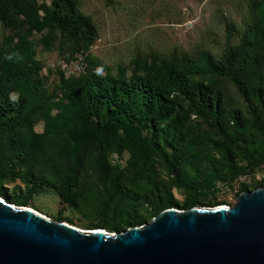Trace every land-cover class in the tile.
<instances>
[{
    "label": "rangeland",
    "instance_id": "obj_1",
    "mask_svg": "<svg viewBox=\"0 0 264 264\" xmlns=\"http://www.w3.org/2000/svg\"><path fill=\"white\" fill-rule=\"evenodd\" d=\"M76 3L79 12L96 28V38L89 48L74 45L51 23L47 0L37 3L14 0L6 15L8 21L0 19V74H6L21 61L29 48L32 51L29 59L38 64L47 95L54 102L58 101L55 97L61 95L60 79L64 68L68 71L64 72L66 77L77 74L81 67L78 63L83 64L86 57L97 63L100 71L116 76L147 73L161 62L180 66L185 57H199L202 53L219 61L229 44L236 47L242 43L249 24L263 12L261 0H76ZM228 24L235 26L231 35ZM191 77L222 94L227 110H240L248 122L247 141L241 143L244 150L240 151L236 147L239 137L235 124L229 131L230 146L231 142L222 139L208 120L194 115L182 98H174L177 112L185 120L192 137H198L194 139L195 144L204 145L207 162L199 171L203 177L188 165V177L176 183L172 172L170 174L160 161H152L151 169L150 165L144 167L145 173L140 167L130 165L128 156L120 160L117 155L108 154L107 162L112 170L115 167L122 170V184L129 188L125 196L111 204L108 195L112 177L103 176L95 165L98 150L94 148L87 153L81 150L79 184L74 189L77 205L71 206L63 197V184L73 160L53 159V168L43 159L13 164L8 148L1 143L0 198L58 223L83 231L100 229L111 234L118 233L112 229L117 202L131 201L134 197L138 200L145 192L169 196L182 206L180 209H185L186 205H193L192 209L234 206L242 193L259 189L264 182V128L259 124L258 109L242 98L229 78L216 74H193ZM17 95L15 92L11 96ZM34 120L33 132L44 136L47 119L37 116ZM67 135L64 132L56 136L49 146L56 149L66 141ZM48 181L53 186L48 185ZM133 203L140 204L135 200L131 201ZM180 209L176 208L189 211V208ZM139 211L146 218L145 222L154 219L144 209Z\"/></svg>",
    "mask_w": 264,
    "mask_h": 264
},
{
    "label": "trees",
    "instance_id": "obj_2",
    "mask_svg": "<svg viewBox=\"0 0 264 264\" xmlns=\"http://www.w3.org/2000/svg\"><path fill=\"white\" fill-rule=\"evenodd\" d=\"M13 1L0 0L3 21H8L6 15ZM23 1L37 3L39 0ZM47 1L51 23L62 35L80 48L92 46L96 28L79 12L76 0ZM261 8L262 15L249 24L242 43L236 47L229 44L222 60H213L210 54L202 53L199 57H185L180 66L161 62L147 73L116 76L100 71L97 63L86 57L80 74L66 77L65 71L61 73V95L55 97L58 101L54 102L47 95L39 66L29 59L32 51L27 48L21 61L6 74H0V145L3 143L2 146L8 148L13 164L43 159L53 168V159L73 160L63 184V197L71 206L77 205L74 189L79 184L81 150L86 153L94 148L98 150L95 165L103 176L112 177L108 195L111 204L125 196L129 188L122 184V170L119 167L112 170L107 162L108 154L117 155L120 160L128 156V163L145 173L144 167L150 165L151 169L152 161H160L170 174L172 172L176 183L188 177V165L202 176L199 171L207 162L204 145L195 144L194 139L198 137H192L177 112L174 98H182L194 115L208 120L222 139L231 142L229 131L235 124L239 137L236 147L244 150L241 143L247 141L248 122L243 113L238 109L227 110L222 94L195 82L191 75L216 74L231 79L242 98L257 106L259 124L264 128V0H261ZM234 30L235 26L228 24V34ZM15 92L18 95L12 98ZM37 116L48 121L44 136L33 132ZM64 132L68 134L66 141L53 150L52 140ZM258 136L253 135L255 139ZM229 145L232 146V142ZM47 183L53 186L52 182ZM259 188H264V182ZM132 200L140 204H131ZM119 201L117 205L121 207L118 205L112 226L118 233L124 232L125 227L147 224L146 218L140 215V208L152 219L168 209L182 208L169 196L148 192L138 200L134 197L131 201ZM192 207L184 206L188 210Z\"/></svg>",
    "mask_w": 264,
    "mask_h": 264
},
{
    "label": "water",
    "instance_id": "obj_3",
    "mask_svg": "<svg viewBox=\"0 0 264 264\" xmlns=\"http://www.w3.org/2000/svg\"><path fill=\"white\" fill-rule=\"evenodd\" d=\"M0 264H264V188L232 207L168 209L117 234L83 231L0 198Z\"/></svg>",
    "mask_w": 264,
    "mask_h": 264
},
{
    "label": "built area",
    "instance_id": "obj_4",
    "mask_svg": "<svg viewBox=\"0 0 264 264\" xmlns=\"http://www.w3.org/2000/svg\"><path fill=\"white\" fill-rule=\"evenodd\" d=\"M79 64V67H80V65H81V67L79 68V71H78V73L77 74H80L83 70H84V65L83 64H81V62H79L78 63ZM64 68V67H63ZM66 68H64V70L63 71H65L66 73L68 72L67 70H65Z\"/></svg>",
    "mask_w": 264,
    "mask_h": 264
}]
</instances>
